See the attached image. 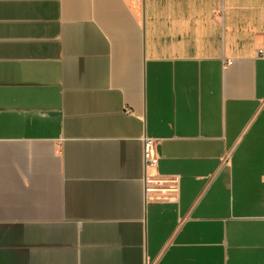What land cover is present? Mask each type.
I'll return each instance as SVG.
<instances>
[{
  "label": "crops",
  "instance_id": "1",
  "mask_svg": "<svg viewBox=\"0 0 264 264\" xmlns=\"http://www.w3.org/2000/svg\"><path fill=\"white\" fill-rule=\"evenodd\" d=\"M260 50L264 0H0V264H264Z\"/></svg>",
  "mask_w": 264,
  "mask_h": 264
},
{
  "label": "built area",
  "instance_id": "2",
  "mask_svg": "<svg viewBox=\"0 0 264 264\" xmlns=\"http://www.w3.org/2000/svg\"><path fill=\"white\" fill-rule=\"evenodd\" d=\"M259 54L263 56L264 53L262 50H260ZM156 145H157L156 140L145 137L143 160H144V165L146 169L155 168L158 165L159 159H158L157 152H156ZM145 183H150V181L147 178H145ZM146 191L152 192L154 190L150 187H147Z\"/></svg>",
  "mask_w": 264,
  "mask_h": 264
}]
</instances>
